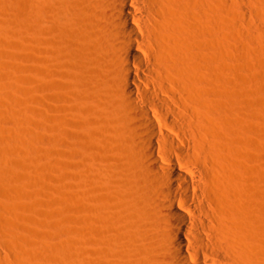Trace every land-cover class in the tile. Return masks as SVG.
<instances>
[{
  "label": "rangeland",
  "instance_id": "1",
  "mask_svg": "<svg viewBox=\"0 0 264 264\" xmlns=\"http://www.w3.org/2000/svg\"><path fill=\"white\" fill-rule=\"evenodd\" d=\"M100 2L0 0V264H167L139 211L144 140ZM156 3L143 4L158 12V133L218 155L231 206L260 227L239 234L249 261L264 264V0Z\"/></svg>",
  "mask_w": 264,
  "mask_h": 264
},
{
  "label": "bare ground",
  "instance_id": "2",
  "mask_svg": "<svg viewBox=\"0 0 264 264\" xmlns=\"http://www.w3.org/2000/svg\"><path fill=\"white\" fill-rule=\"evenodd\" d=\"M156 1L161 0L100 2L110 17L103 37L118 53L119 97L131 103L130 117L139 123V136L144 140L139 168L146 175L147 191L139 211L149 219L167 264H251L253 245L242 241L239 234L248 232L245 228L256 234L260 227L251 221L243 225L237 209L231 206L235 192L232 173L216 162L218 155H213V160L208 152H191L189 145L175 151L179 149L176 141L167 133L160 136L154 122L150 106L164 111L167 101L156 90L147 89L162 80L164 70L148 63L160 62L146 48L154 43L150 19L158 12L143 3L153 5ZM242 108L248 109L245 105ZM156 144L166 151H160Z\"/></svg>",
  "mask_w": 264,
  "mask_h": 264
}]
</instances>
